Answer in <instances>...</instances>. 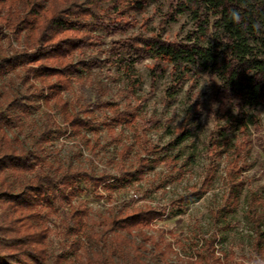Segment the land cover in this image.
<instances>
[{
  "label": "trees",
  "instance_id": "16d2710c",
  "mask_svg": "<svg viewBox=\"0 0 264 264\" xmlns=\"http://www.w3.org/2000/svg\"><path fill=\"white\" fill-rule=\"evenodd\" d=\"M156 2L161 0H0V264H50L52 217L58 218L60 236L75 257L59 255L54 264L145 263V246L137 238L147 240L148 229L165 215L163 209L152 205L119 208L109 212L104 230L97 231L86 214L72 205L73 193L82 174L95 188L112 177L55 169L48 147L52 136L69 131L81 134L92 126L95 111L106 109L105 123L139 127L135 134L141 151L131 157L133 147L125 145L118 170L129 180H140L148 169L175 162L169 153L192 135V128L179 126L172 143L152 145L148 130L158 121L138 124L137 106L131 101L121 107L103 99L107 88L92 71L100 65L102 54L114 59L130 56L124 68L128 88L120 92L133 96L138 105L141 99L135 91L140 83L135 65L142 59H153L154 84L169 67L173 74L179 72L173 88L192 73H205L218 82L219 99L235 101L237 115L227 111V124L217 125L219 139L209 143L210 169L215 158L225 153L233 128L244 131L262 126L257 112L264 108V0H164L163 23L184 17L190 22L182 38L136 34L114 40L104 49L99 30L110 35L126 33L138 24L136 16ZM86 87L93 91V98L82 106L66 99V92H82ZM37 99L49 108L42 116L43 124L28 136L15 133ZM55 111L61 114L62 125L54 119ZM259 144L264 150V139ZM234 156L227 175V206L238 204L237 192L244 183L238 177L243 157L240 153ZM208 175L175 202L199 201L209 190L212 173ZM262 206L263 200L252 193L248 212L256 233L254 247L264 258ZM208 244L213 247V241ZM198 255L203 264V252ZM207 257L206 263L217 262L213 253ZM262 260L254 264H264Z\"/></svg>",
  "mask_w": 264,
  "mask_h": 264
},
{
  "label": "rangeland",
  "instance_id": "374dc122",
  "mask_svg": "<svg viewBox=\"0 0 264 264\" xmlns=\"http://www.w3.org/2000/svg\"><path fill=\"white\" fill-rule=\"evenodd\" d=\"M163 1L149 4L136 16L138 24L126 33L110 35L99 30L98 34L103 36L105 43L104 49H108L114 40L136 34L148 36L161 33L170 40L182 38L191 28L189 20L184 17L169 24L163 23L162 15L166 11ZM129 58L127 54L115 59L102 54L100 65L93 67L94 78L108 91L103 99L117 102L121 107L131 101L137 106L138 124L158 121L148 130V140L152 145L172 143L175 140L174 130L179 126H190L192 135L169 153L175 162L169 165L162 162L148 169L144 179L129 180L118 170L120 152L125 145L133 147L131 157L141 151L135 134L139 127L125 123L107 124L105 117L109 111L103 109L95 111L92 126L81 134L72 131L63 136L55 134L48 147L49 159L55 169H79L84 173L112 177L111 181L95 188L82 174L73 193L72 205L85 213L99 232L104 230L105 218L113 210L146 205L163 209L165 215L148 229L147 240L137 238V243L145 246L144 264H200L199 252H203V264H209L204 260L209 253H213L217 260L213 264L263 262V256L254 247L256 233L248 204L252 193L264 202V150L259 144L264 139V108L257 112L262 126L249 127L244 131L233 128L228 134L230 143L224 148L225 153L215 158L214 168L210 169L212 157L209 143L219 139L220 127L217 125L227 124V111L237 115L236 102L220 100L218 82L212 81L205 73H192L181 85L173 88L179 72L173 74L169 67L154 84L151 73L153 59H142L135 65L140 83L135 91L136 98L141 99V105H138L133 96L120 92L128 88L124 68ZM65 97L82 106L86 100L93 98V91L89 87L82 92L74 89L66 92ZM48 111L49 108L37 99L14 132L24 136L33 134L43 124L42 116ZM53 116L59 124H63L59 112H53ZM220 143L223 144V141ZM235 153L243 157L240 162L242 173L238 177H243L244 183L237 192L238 204L227 206V175ZM208 173H212V181L208 192L199 201L189 205L175 202L190 191L189 187L201 185ZM259 210L264 215V206ZM50 222L53 229L49 240L50 264H54L55 257L59 255H69L74 260L69 245L60 236L58 218L52 217ZM214 237L216 240H212ZM212 241L213 247L210 248L208 242ZM97 245L94 241L92 246ZM89 252L88 249L84 256Z\"/></svg>",
  "mask_w": 264,
  "mask_h": 264
}]
</instances>
